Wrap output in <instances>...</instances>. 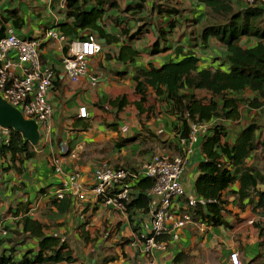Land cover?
Wrapping results in <instances>:
<instances>
[{"label":"crops","instance_id":"obj_1","mask_svg":"<svg viewBox=\"0 0 264 264\" xmlns=\"http://www.w3.org/2000/svg\"><path fill=\"white\" fill-rule=\"evenodd\" d=\"M59 4V0H0V12L5 15L7 9L19 10L25 25L16 29L18 34L24 38H37L47 27H55L65 20L67 8L60 9ZM105 30L118 36L119 42L105 45L89 31L76 32L79 38L93 35L102 46V52L88 64L89 75L97 79L95 85H90L88 76L82 77L76 84L63 76L60 60L66 52L65 43L46 41L40 48L42 62L57 71V80L47 94V100L52 105L49 122L51 132L40 138L32 159L16 161L9 170L4 169L9 163L0 160V224L7 230V236L0 238V252L12 243L4 240L15 238L9 230H20L16 224L19 217L16 214L21 212L20 202H34L36 193L47 187L49 195L44 193L38 196L29 215L39 217L48 225L61 223L58 227L49 226L47 230L68 243L73 262L61 264H148L149 260H153L154 264H175L174 258L178 253L183 255L177 264H230L228 257L232 252L238 254L239 264H264V230L254 225L258 216L252 212L250 205H246L242 211L235 208L232 198L228 206L231 214L226 217L229 226L188 224L178 231L176 240L168 239L165 250H155L152 257L141 252L138 238V234L149 227V213L138 209L120 213L93 200L85 202L73 198L69 213L45 217L47 220L40 217L43 203L52 197L55 185L61 184L68 174L77 172L79 183L85 188L90 183L97 163L133 170L154 155L155 151L172 154L171 145L177 144L173 131L175 121L172 114L167 112V104L158 98L154 99L151 92L147 93L148 100L141 102V96L136 94L132 80L138 68L147 63L159 67L173 59L174 54L169 50L162 54L148 55L146 48L154 36L150 33L133 42V47L139 51L137 56L119 61L116 56L124 44V38L119 36L120 30L114 24L106 23ZM64 37L68 42L73 36ZM169 39L170 43L178 44L173 42L172 34ZM185 41L184 36L179 44ZM245 42L246 38L242 43ZM173 44L170 45L174 47ZM209 44L207 49L195 50L201 68L217 66L218 63L210 59L225 51L224 48L214 47L211 41ZM107 54L110 59L106 58ZM121 97L123 100L117 102ZM84 105L88 117L82 119L77 117V111ZM240 112L239 119L226 121L229 141H233L241 126L254 118L264 127V116L259 111L241 107ZM204 128L197 130L199 137L206 133ZM135 135L137 137L134 142L120 146L121 140ZM199 143L198 140L181 177V183L191 197H196L193 183L197 176V164L202 159ZM54 157L61 161L63 174L53 171L51 161ZM256 161L264 175V161L259 152ZM237 187V184L233 186L234 189ZM260 189L264 190V186ZM55 217L57 220L53 219ZM48 219L52 220L51 223H48ZM33 244L28 242L25 247ZM25 247L19 246L18 250Z\"/></svg>","mask_w":264,"mask_h":264},{"label":"trees","instance_id":"obj_2","mask_svg":"<svg viewBox=\"0 0 264 264\" xmlns=\"http://www.w3.org/2000/svg\"><path fill=\"white\" fill-rule=\"evenodd\" d=\"M125 1L122 12H146L148 19L152 17L156 21L143 20L133 32L125 26L120 28L119 36L124 38L122 44L127 45L120 47L116 59L124 61L137 56L139 51L133 47V42L150 33L154 34V38L152 45L146 48L148 55L162 54L169 50L174 54L173 59L159 67L147 63L135 70L132 80L136 94L141 96L140 101H147V93L151 92L154 99L158 98L167 104V112L174 117L173 131L177 140L187 139L192 126H205L203 131L206 133L198 139L202 159L197 164V176L193 183L196 203L193 207L187 206L182 210L190 215L192 224L226 227L229 226L226 217L231 214L228 206L232 198L235 208L241 211L246 205L252 206V212L258 216L254 225L262 227L259 218L264 217V190L260 187L264 186V175L257 167L256 160L259 152L264 161V127L254 118L241 126L233 141H229L226 121L239 119L241 107L259 111L264 116V5L245 7L241 4L235 10L229 0H193L203 14L190 20L201 24L200 30L196 34L193 31L188 36L184 35L186 41L182 45L179 44L180 38H177L178 44L174 45L170 43L169 37L181 26L183 11L172 5L171 0ZM66 8L65 20L55 26L64 36L79 38L76 32L85 30L96 35L105 45L119 42L118 36L109 34L104 28L105 17L112 9L118 8L117 0H67ZM204 11H209L214 19L206 23ZM4 13L5 15L0 12V37H3L8 23L13 29H21L25 25L24 19L19 16V10L12 8ZM112 20L117 28L125 23L120 16ZM191 35L193 38H190ZM212 38L217 41V46L214 47L224 48L225 51L210 59L217 62V66L201 68L195 50L209 48ZM245 38L252 39L253 43L250 46L243 44ZM106 56L111 58L108 54ZM246 91L252 95L239 96ZM122 100L121 97L117 102ZM260 129L262 132L258 133ZM8 135L7 144L0 139V160L9 163L5 170H9L16 161H27L35 156V147L19 133L8 130ZM136 137L137 135L121 140L120 146L131 144ZM177 144L171 145L172 154L181 153ZM152 184L153 180L150 178L136 181L126 203V212L135 208L148 213L150 201L147 191ZM235 184L238 185L236 189L233 188ZM54 188L52 197L47 198L40 209L44 212L42 216L65 215L72 210L74 197L70 193H64L61 198H57L53 196L54 192L63 187L59 184ZM44 193L49 195L47 187L36 193L34 202H20L21 212L16 214L19 216L16 224L20 226V230L8 229L17 239H10L8 243L13 242L10 243L12 246L0 252V264L73 262L66 240L47 232L49 226L58 227L61 223L48 225L39 217L29 215L37 197ZM262 229L264 230L263 227ZM156 241L167 242L168 237L159 236ZM28 242L34 244L25 247ZM22 245L25 248L18 250ZM182 255L178 253L175 256V264L182 260Z\"/></svg>","mask_w":264,"mask_h":264},{"label":"built area","instance_id":"obj_3","mask_svg":"<svg viewBox=\"0 0 264 264\" xmlns=\"http://www.w3.org/2000/svg\"><path fill=\"white\" fill-rule=\"evenodd\" d=\"M66 1L59 0L60 9L66 8ZM240 1L245 7L264 5V0ZM41 32V36L37 38H24L8 25L3 37H0V96L10 106L19 110L24 119L37 123L40 138L51 132L49 122L52 105L47 100V94L57 80V71L40 59L42 44L46 41L66 44V52L60 60V70L73 84L85 76L89 77L90 85L96 84V77L89 75L88 64L102 52L101 44L91 34L67 42L56 27H47ZM77 117H88L85 105L78 108ZM202 127L204 126H192V132L187 139L178 138L180 154L159 152L134 170L116 169L101 164L94 169L90 183L85 188L79 183V175L76 172L70 173L61 183L63 189L56 190L53 196L61 198L64 193H70L76 201L93 200L123 213L131 197L132 184L141 178L152 179V187L147 191L150 201L149 227L141 231L138 237L141 252L152 257L155 250H165L168 244L166 241H156V237L167 236L169 240H176L178 231L192 224L190 215L182 209L193 207L196 197L187 194L181 177L198 142L197 130ZM0 139L5 144L9 139L8 130L1 126ZM51 166L55 173L63 174L58 158H52ZM259 221L264 228V217L259 218ZM5 236L7 230L0 224V238ZM228 259L230 264H239L236 252L230 253ZM148 264H154V261L149 260Z\"/></svg>","mask_w":264,"mask_h":264},{"label":"rangeland","instance_id":"obj_4","mask_svg":"<svg viewBox=\"0 0 264 264\" xmlns=\"http://www.w3.org/2000/svg\"><path fill=\"white\" fill-rule=\"evenodd\" d=\"M117 1H118V8L112 9L109 13V16L107 15L104 19V26L105 27H106V23H107V25L109 23L114 24L112 19L116 16H120V18L123 19V21L125 22V23H121V27H119L118 29L120 30V28L125 26V27L129 28L131 32L135 31V29L143 23V20L151 21V22L156 21L155 18H152V17L148 19V16H147L148 14L146 12L136 13L133 10L122 12V9L124 8V0H117ZM229 1L233 4L235 10L239 8L238 4L241 3L240 0H229ZM171 4L175 5L176 8L183 11L182 17L180 19L181 26L172 34V36L174 38L173 42H175L177 40V38L182 39V37L184 35H186V36L190 35V33L193 31L196 34V32H198V30H200L201 24H199L198 22H191L190 19H193L194 16H198V15L202 16L200 14L201 13L203 14V12H201L200 7H198L196 3H193V0H171ZM148 5H150V3H148ZM204 13H205V15L203 18H204V21L206 23H207V21L214 19L213 15L209 11H206V12L204 11ZM186 18H188V19H186ZM126 25H128V26H126ZM130 25H132V26H130ZM153 38H154V36L152 37V39ZM190 38H193V35H191ZM170 41H171V39H170ZM211 41H212V44L217 46V41L215 39L212 38ZM149 42H150L149 45L151 46L152 40ZM191 42H193V41H191ZM251 43H253L252 40L249 42V39H246L245 45L250 46ZM147 47H149V46H147ZM251 95L252 94L249 93L248 91H246V93L239 94V96H251ZM153 154H157V152L155 151V152H153ZM83 156H84V154H83ZM100 165H101V163H97L96 167H98ZM84 201L87 202L88 200L85 199ZM43 213H39V214L43 219L47 220V218H45L46 216H42ZM53 219L57 220L56 217ZM50 221H52V220L48 219L49 223H50ZM4 241L9 242L10 239H6ZM12 244H13V242H12ZM12 244H11V246H12ZM11 246L9 244V247H11Z\"/></svg>","mask_w":264,"mask_h":264},{"label":"water","instance_id":"obj_5","mask_svg":"<svg viewBox=\"0 0 264 264\" xmlns=\"http://www.w3.org/2000/svg\"><path fill=\"white\" fill-rule=\"evenodd\" d=\"M0 126L19 133L33 147L40 141L39 127L33 120H26L21 112L10 106L0 96Z\"/></svg>","mask_w":264,"mask_h":264}]
</instances>
